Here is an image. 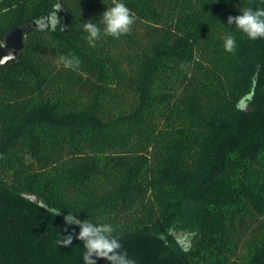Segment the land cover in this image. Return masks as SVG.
Instances as JSON below:
<instances>
[{"label":"trees","instance_id":"trees-1","mask_svg":"<svg viewBox=\"0 0 264 264\" xmlns=\"http://www.w3.org/2000/svg\"><path fill=\"white\" fill-rule=\"evenodd\" d=\"M122 2L131 33L91 47L112 0H0V45L26 31L0 66V264H83L69 212L136 264H264V38L227 23L264 0Z\"/></svg>","mask_w":264,"mask_h":264},{"label":"clouds","instance_id":"clouds-1","mask_svg":"<svg viewBox=\"0 0 264 264\" xmlns=\"http://www.w3.org/2000/svg\"><path fill=\"white\" fill-rule=\"evenodd\" d=\"M240 15L229 16L228 25H235L236 29L242 32L250 40L264 38V8L251 7L240 9ZM135 14L122 2V0H112V6L107 7L102 13L99 23L93 21L83 22V31L87 33L86 40L91 47L96 46V42L104 37L119 39L131 33L135 23ZM58 22V21H57ZM103 25V29L99 26ZM223 47L228 53H235L237 49L236 38L232 34H227L223 38ZM59 63L66 69H76L79 66V59L75 56H61ZM60 211L56 212L59 215ZM66 225L79 226L78 235L69 233L56 241L58 246L69 247L73 239L83 242V264H97L98 259H103L108 264H136L130 259L120 238L115 234L116 229L108 223L97 224L90 220H80L69 212L65 217ZM67 230V229H66Z\"/></svg>","mask_w":264,"mask_h":264},{"label":"water","instance_id":"water-1","mask_svg":"<svg viewBox=\"0 0 264 264\" xmlns=\"http://www.w3.org/2000/svg\"><path fill=\"white\" fill-rule=\"evenodd\" d=\"M25 29L17 28L10 31L5 42L0 45V66L16 60L25 46Z\"/></svg>","mask_w":264,"mask_h":264}]
</instances>
